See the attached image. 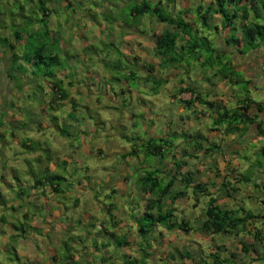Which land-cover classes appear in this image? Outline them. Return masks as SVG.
I'll list each match as a JSON object with an SVG mask.
<instances>
[{
    "label": "clouds",
    "instance_id": "clouds-1",
    "mask_svg": "<svg viewBox=\"0 0 264 264\" xmlns=\"http://www.w3.org/2000/svg\"><path fill=\"white\" fill-rule=\"evenodd\" d=\"M262 149L264 0H0V264H264Z\"/></svg>",
    "mask_w": 264,
    "mask_h": 264
},
{
    "label": "rangeland",
    "instance_id": "rangeland-1",
    "mask_svg": "<svg viewBox=\"0 0 264 264\" xmlns=\"http://www.w3.org/2000/svg\"><path fill=\"white\" fill-rule=\"evenodd\" d=\"M126 11H127V13L129 15H131L132 9H126ZM125 37H128L125 40V42L126 43H131L132 50L135 49L136 47H139V46L142 45V44L136 43V41H134L133 39H134V37H138V38H140L143 41V37L139 33L133 32L131 29L128 30V34ZM113 43H115V41ZM95 47H97V44L95 42L90 43V45H89L90 49L91 48H95ZM100 47L103 48V42L100 43ZM108 47L109 48H113V45L110 44ZM122 47H123V45H118L115 48H113V51H114L115 55L119 56L124 63H127L128 55H129V49L128 48H123V50H121ZM91 54L95 55L94 52L91 53ZM133 59L136 60V59H139V58L134 56ZM36 67H37V71H39V66H36ZM113 71L115 73H117V75L115 76L116 80L125 79L128 82L129 87H135V80L133 78L135 77L136 72L134 70L128 72L127 74H123V75L119 74V72H120L119 69H113ZM132 73H133V75H132ZM142 91H144V90L142 89Z\"/></svg>",
    "mask_w": 264,
    "mask_h": 264
},
{
    "label": "trees",
    "instance_id": "trees-1",
    "mask_svg": "<svg viewBox=\"0 0 264 264\" xmlns=\"http://www.w3.org/2000/svg\"><path fill=\"white\" fill-rule=\"evenodd\" d=\"M20 7H21V10H23V5H21ZM134 10H137V9H132V11H134ZM216 11L220 12L221 10L220 9H216ZM181 26L185 27L186 30H190V29H187V27L183 24V22H181ZM205 27H206V25H205ZM165 36H168V34L165 33ZM170 41H171V38L169 37V42ZM202 54L205 55V56H210V53L208 52L207 49H203L202 50ZM132 75H133V73H132ZM244 116L247 117V113H244ZM221 119L223 121H227L228 117H225V116L222 115ZM260 155L264 156V149L261 150ZM214 214L216 215L217 221L223 223L226 220V217H222L221 215L217 214L215 212V210H214Z\"/></svg>",
    "mask_w": 264,
    "mask_h": 264
},
{
    "label": "crops",
    "instance_id": "crops-1",
    "mask_svg": "<svg viewBox=\"0 0 264 264\" xmlns=\"http://www.w3.org/2000/svg\"><path fill=\"white\" fill-rule=\"evenodd\" d=\"M128 37H125V40L127 39ZM136 39V40H135ZM132 40V39H131ZM134 41H136V43H138V44H142L143 43V41L140 39V38H138V37H134V39H133ZM135 49H133L132 51H134ZM137 58H139L138 56H136Z\"/></svg>",
    "mask_w": 264,
    "mask_h": 264
}]
</instances>
